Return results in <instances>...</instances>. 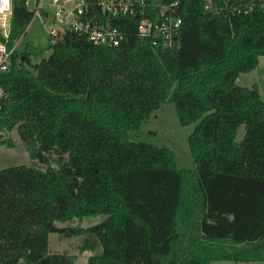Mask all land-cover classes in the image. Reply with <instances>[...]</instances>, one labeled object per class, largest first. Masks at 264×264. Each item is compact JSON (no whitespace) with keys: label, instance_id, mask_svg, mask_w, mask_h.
I'll use <instances>...</instances> for the list:
<instances>
[{"label":"trees","instance_id":"1","mask_svg":"<svg viewBox=\"0 0 264 264\" xmlns=\"http://www.w3.org/2000/svg\"><path fill=\"white\" fill-rule=\"evenodd\" d=\"M179 16L176 50L154 49L127 18L114 48L67 31L37 63L28 47L11 54L0 133L15 129L31 160L56 167L0 170V264H75L49 252V233L100 246L84 264H264V98L237 80L264 58V13L216 19L201 0H180ZM31 19L13 0L8 49ZM165 102L194 124L193 170L167 147L129 140ZM96 215L106 217L55 226Z\"/></svg>","mask_w":264,"mask_h":264},{"label":"built area","instance_id":"2","mask_svg":"<svg viewBox=\"0 0 264 264\" xmlns=\"http://www.w3.org/2000/svg\"><path fill=\"white\" fill-rule=\"evenodd\" d=\"M201 2L204 13L216 19L264 13V0ZM12 3L13 0H9L7 7L0 3V9H3L0 11V72L8 70L11 54L17 51L20 38L7 48ZM24 6L32 19L39 17L42 23L49 24L52 43L70 31L84 36L95 46L114 48L126 41L125 31L119 28V23L125 24L130 18L136 21V35L149 40L154 49L169 51L180 46V0H24ZM2 95L0 89V97Z\"/></svg>","mask_w":264,"mask_h":264},{"label":"rangeland","instance_id":"3","mask_svg":"<svg viewBox=\"0 0 264 264\" xmlns=\"http://www.w3.org/2000/svg\"><path fill=\"white\" fill-rule=\"evenodd\" d=\"M49 24L42 23L39 17L31 20L25 33L19 38L17 54H21L28 47V55L31 64L46 59L50 53L52 41L49 37ZM238 84L242 87H258V91L264 98V58L259 57L258 67L253 71L239 76ZM194 128V124L181 125L177 119L175 107L171 102L162 103L156 111L151 113L140 128L129 134V140L143 142L157 147L171 149L175 156V166L178 169L193 170L194 163L191 157L188 137ZM244 135V126L237 131L236 140L240 141ZM10 142V145L8 144ZM35 165L41 169L48 166L56 167L55 157L48 159L47 164H40L29 157V153L20 140L16 130L0 133V170L13 166L32 167ZM105 215L87 216L81 220L73 218L69 221L55 222L58 228H86L100 223ZM84 235L63 236L58 233H49L48 250L50 253L73 255L75 264H84L88 257L100 252L99 246L94 251H82L80 249ZM219 264H250L245 262L222 261Z\"/></svg>","mask_w":264,"mask_h":264},{"label":"clouds","instance_id":"4","mask_svg":"<svg viewBox=\"0 0 264 264\" xmlns=\"http://www.w3.org/2000/svg\"><path fill=\"white\" fill-rule=\"evenodd\" d=\"M9 0H0V3H2L5 7H7ZM3 9H0L2 11Z\"/></svg>","mask_w":264,"mask_h":264},{"label":"water","instance_id":"5","mask_svg":"<svg viewBox=\"0 0 264 264\" xmlns=\"http://www.w3.org/2000/svg\"><path fill=\"white\" fill-rule=\"evenodd\" d=\"M237 80H239V79H237Z\"/></svg>","mask_w":264,"mask_h":264}]
</instances>
